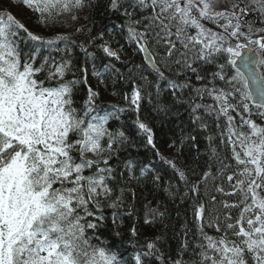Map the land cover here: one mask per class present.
I'll return each instance as SVG.
<instances>
[{"label": "snow or ice", "instance_id": "obj_1", "mask_svg": "<svg viewBox=\"0 0 264 264\" xmlns=\"http://www.w3.org/2000/svg\"><path fill=\"white\" fill-rule=\"evenodd\" d=\"M0 264H264V0H0Z\"/></svg>", "mask_w": 264, "mask_h": 264}, {"label": "trees", "instance_id": "obj_2", "mask_svg": "<svg viewBox=\"0 0 264 264\" xmlns=\"http://www.w3.org/2000/svg\"><path fill=\"white\" fill-rule=\"evenodd\" d=\"M11 3H12V5H17V4H18V0H11ZM2 6L5 7V8L8 7L7 4H4V5H2ZM11 11H12L14 14H16L15 12H18L19 15L16 14V15H17V18H19V19H21L22 21H24V22L27 23V19H26V17L29 15V13H28L27 11L18 10V9H17V6H12V7H11ZM112 22H114V23H116V24H119V21L115 20L114 18H113V21H112ZM80 23H81V24H87V23H88V21L86 20V18H84V14H83V13L81 14V20H80ZM98 23H100V21H98ZM103 23H109V21L105 18V20L103 21ZM29 26H31V25H29ZM77 26H78V25H77ZM101 26H102V25H101ZM109 27H111V23H109ZM69 31H71L70 28H69ZM121 43H123V42L121 41ZM61 47H63V45H61ZM124 55H125V56L128 55V51H126V52L124 53ZM132 55L135 57V63H140V58H139V56H135L134 53H133ZM117 66L120 67L121 65L117 64ZM91 82H92L93 86H96L97 82H96L95 79H92ZM108 83H109V85H111V81H109ZM101 87H103V86L101 85ZM105 96L108 97L109 99L113 100V101H118V100L120 99L119 96L111 97V96H110V92H105ZM125 119H126V118H125ZM121 122H123V121H121ZM110 123L115 127L117 122L110 121ZM149 155H150V153H149ZM142 231H143V229H142Z\"/></svg>", "mask_w": 264, "mask_h": 264}, {"label": "rangeland", "instance_id": "obj_3", "mask_svg": "<svg viewBox=\"0 0 264 264\" xmlns=\"http://www.w3.org/2000/svg\"><path fill=\"white\" fill-rule=\"evenodd\" d=\"M17 9H18V10L27 11V10H26V9H24L22 6H19V7H17ZM15 13H16L17 15H19V14H18V12H15Z\"/></svg>", "mask_w": 264, "mask_h": 264}]
</instances>
